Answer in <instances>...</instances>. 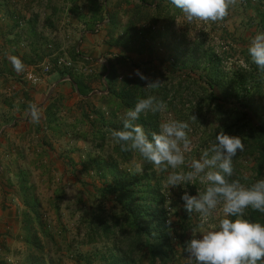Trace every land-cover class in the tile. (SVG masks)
<instances>
[{"label": "rangeland", "instance_id": "1", "mask_svg": "<svg viewBox=\"0 0 264 264\" xmlns=\"http://www.w3.org/2000/svg\"><path fill=\"white\" fill-rule=\"evenodd\" d=\"M95 1L97 6L91 0H0V264H108L110 254H115L105 238L90 232L97 215L119 208L114 196H103L100 190L111 181L104 175L103 160L118 161L125 173L144 171L138 156L126 162L117 158L116 141L111 135L103 141L96 134L101 124L92 126L94 110L107 104L103 96L109 63L120 78L140 69L162 81L173 79L167 84L172 103L160 114V123L169 119L190 123L191 150L180 169L189 171L192 160L199 159L223 130L241 136L245 146L233 159L231 179L246 186L264 179L261 143L244 127L242 106L235 98L226 99L218 88L220 98L210 100L196 66L204 62L203 53L220 54L225 82L237 87L235 76L255 65L248 53L250 41L264 32L258 0H238L218 22L189 23L171 5L162 13L166 18L146 24L147 38L139 28L144 45L129 43L134 52L113 45V39L125 40L126 10H133L137 2ZM107 4L112 14H118L116 32L108 24L109 16L100 11ZM176 45L181 55L174 53ZM185 47L189 51L184 52ZM13 57L22 60V69L13 67ZM168 68L174 73H167ZM73 80L87 85L91 91L87 97L77 92ZM256 102L264 107V84ZM31 104L39 109L38 123L31 118ZM260 112L264 115V108ZM193 115L197 120L191 119ZM171 171L154 167L153 174L176 232V264H196L185 255L184 244L192 238L199 215L189 218L181 197L185 191L203 192L207 184L196 179L170 188L165 181ZM222 217L218 206L210 225L218 226Z\"/></svg>", "mask_w": 264, "mask_h": 264}, {"label": "trees", "instance_id": "2", "mask_svg": "<svg viewBox=\"0 0 264 264\" xmlns=\"http://www.w3.org/2000/svg\"><path fill=\"white\" fill-rule=\"evenodd\" d=\"M91 1V4L97 6L95 0ZM122 1L137 2V6L133 10H126L128 24L125 28V40L115 39L113 33L110 36H114L113 45H122L134 52L135 47L129 46V43L135 44L141 41L144 45V40L139 37V28H141L142 34L146 35L147 38L148 28L146 24L151 20H153V23H157L159 18L163 16L162 13L165 9L173 4L171 0ZM152 2L156 3L155 7H153L154 3ZM258 2L259 25L264 30V0H258ZM175 8L177 11L179 10V8ZM103 10L109 16L108 24L110 26L113 25L112 31L116 32L120 25V21L117 20L118 14H112L108 4L100 11L103 12ZM100 18L102 19V15ZM180 48L179 45L174 46V53L177 56L182 53ZM187 51L189 49H184V52ZM203 55L205 58L204 62L196 63V66L200 68L199 80H203L204 85L207 86L206 90L209 92V99L217 100L220 98L216 91L218 88L226 99L232 97L237 100L236 102L243 109L241 115L244 127L250 131L251 136L259 138L261 147L258 149L261 150L264 158V115L260 112L264 107L256 102V97L262 94L264 72H261L254 65L253 69L247 71L246 74H237L235 79L238 80V85L232 89L225 82L223 57L213 51L205 52ZM106 72L108 84L103 100L107 104L103 108L94 110L96 117L92 121L93 127H96L99 123L101 124L96 134L99 133L100 135L98 136L103 141L111 135L113 130L123 128L121 117L129 108L135 106L138 99L145 98L148 95H155L166 104L172 103L167 87L168 81H172V78L168 77L167 80L162 81L156 77H149L148 73L145 72V75L150 79H159L163 83L158 89H146L144 87L146 82L135 75L120 78L112 63L106 66ZM166 72L174 73V69L168 68ZM72 82L82 97H87L91 92L82 81L73 80ZM104 109H107V112H104ZM160 114L153 115L150 112L141 114L140 119L136 121L137 124L144 128L150 138L153 132L159 131ZM85 115L89 118V115ZM253 118L257 120V123H255L256 121L254 122ZM113 152L117 158L124 162L138 156L142 162L144 172L141 175L125 173L119 169L118 161L103 160L106 168L104 175L107 178L111 177V181L100 190L103 196H114L119 208L112 213L97 215L91 225V234L105 238L113 246L115 254H110L111 261L108 264H176L177 249L174 245V234L176 232L172 228L173 234L171 236L168 234L166 221L170 219V213L167 210L166 198L160 189V183L155 173L153 174L154 166L144 161L138 152L122 151L120 144L117 142L113 147ZM261 162L263 165L264 159ZM262 172L263 168L261 166L259 174L262 175ZM245 216L246 218H251L254 222L264 224V213L249 208Z\"/></svg>", "mask_w": 264, "mask_h": 264}, {"label": "clouds", "instance_id": "3", "mask_svg": "<svg viewBox=\"0 0 264 264\" xmlns=\"http://www.w3.org/2000/svg\"><path fill=\"white\" fill-rule=\"evenodd\" d=\"M179 8L187 22L223 21L238 3V0H171ZM248 53L257 68L264 72V32L257 33L250 41ZM13 67L22 69V60L12 58ZM133 75L145 81L146 89L162 86L159 79L152 80L140 69ZM167 104L155 95L137 100L121 117L123 128L113 130L112 138L120 144L122 151L138 152L144 161L157 170L167 172L166 185L179 188L184 183L199 179L206 183L205 191L196 195L185 191L181 199L189 218L199 215V223L193 227L192 238L185 241V255L196 264H264V224L246 218V211L264 213V179L246 186L234 174L233 159L244 150L241 136L229 135L221 130L211 146L205 149L199 159H193L189 171L180 169L185 155L191 150V126L188 121L169 119L162 121L159 131L151 138L144 128L137 124L141 114L163 113ZM33 122H39L40 112L35 104L29 105ZM193 121L197 120L192 116ZM177 169H180L177 171ZM218 206H222L223 217L218 226H212L209 218ZM172 220L166 221L168 234H173Z\"/></svg>", "mask_w": 264, "mask_h": 264}, {"label": "water", "instance_id": "4", "mask_svg": "<svg viewBox=\"0 0 264 264\" xmlns=\"http://www.w3.org/2000/svg\"><path fill=\"white\" fill-rule=\"evenodd\" d=\"M53 89L50 91L49 95L52 93Z\"/></svg>", "mask_w": 264, "mask_h": 264}]
</instances>
